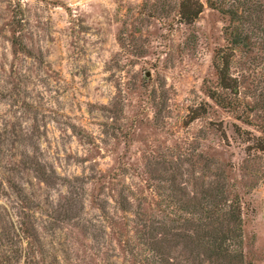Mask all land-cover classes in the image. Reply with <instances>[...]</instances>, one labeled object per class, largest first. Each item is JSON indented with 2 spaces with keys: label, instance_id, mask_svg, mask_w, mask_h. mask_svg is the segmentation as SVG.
I'll use <instances>...</instances> for the list:
<instances>
[{
  "label": "rangeland",
  "instance_id": "374dc122",
  "mask_svg": "<svg viewBox=\"0 0 264 264\" xmlns=\"http://www.w3.org/2000/svg\"><path fill=\"white\" fill-rule=\"evenodd\" d=\"M180 1L0 0V264H264V0H214L249 123L205 93L228 17Z\"/></svg>",
  "mask_w": 264,
  "mask_h": 264
},
{
  "label": "trees",
  "instance_id": "16d2710c",
  "mask_svg": "<svg viewBox=\"0 0 264 264\" xmlns=\"http://www.w3.org/2000/svg\"><path fill=\"white\" fill-rule=\"evenodd\" d=\"M190 1L191 0H181L178 3L177 10L185 24H192L202 10V3L198 0H192L195 1L194 3L197 5L196 8H193L191 11H185V9L188 8V3ZM215 2L216 1L214 0H207L206 5L210 9L217 10L223 15H226L230 23L223 28L226 45L215 50L213 54L212 66L215 71L216 80L214 85L206 88L205 93L208 99H210L216 106L228 110V112L235 113L240 111V107L244 100L238 96L236 81L230 76L231 57L229 54L235 51L236 47L239 45H245L248 42H246V39L243 40L238 33V26L235 25L236 12L230 8L225 9L221 4ZM240 112L241 114L238 116L240 117L239 119L244 123H249L248 111ZM261 133L264 134V125L261 126ZM210 189L211 190L207 191L203 196L200 195L199 201H193L195 206L199 209L198 216L201 215L197 219L198 225L202 227L199 240L202 242L203 239H207L208 247L214 249V252L212 253H222L221 250H225L224 243L227 240L228 233L233 232L229 225H232L233 223L239 224L240 222L238 204L237 202L226 204V198L223 196L224 191L222 186L216 185ZM222 207L226 210V213L224 214L231 215L229 219L230 222L228 221L225 226L227 229H222V226L207 229L209 225L212 224V222H215L214 220L218 218ZM174 221H176V219H174ZM220 223L223 225L222 222ZM206 226L207 230L205 229ZM234 259L236 260V258Z\"/></svg>",
  "mask_w": 264,
  "mask_h": 264
}]
</instances>
